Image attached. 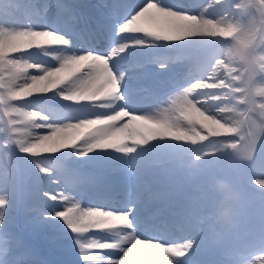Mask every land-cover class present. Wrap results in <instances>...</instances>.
<instances>
[{
    "label": "snow or ice",
    "instance_id": "1",
    "mask_svg": "<svg viewBox=\"0 0 264 264\" xmlns=\"http://www.w3.org/2000/svg\"><path fill=\"white\" fill-rule=\"evenodd\" d=\"M13 7L12 13L0 11V120H6L9 128L20 135L25 133L17 126L33 119H41L43 123L39 129L46 130L45 134L37 132L31 145L18 140L19 150L35 157L36 140L54 139L55 146L40 149L42 154L66 153L83 160L94 152H111L122 157L127 162V170L135 175L159 169L165 161L163 139L170 133L165 131L164 120L152 111L129 109V92L136 94L147 89L132 88L126 92L124 85L128 73L119 71L117 74L113 70V61L125 54L191 47L196 38L189 28L200 20V14L161 0H141L133 5L113 3L105 20L120 42L107 54H101L70 51L72 37L57 27L49 28L32 19L35 13L28 0H16ZM58 7L69 13L66 7ZM20 9L24 10L23 16L16 15ZM44 11H47V5ZM21 17L31 19V22H22ZM32 50L59 53L51 57L56 66L45 67L35 62V66L25 72V65L31 62L26 57L33 53ZM150 62L158 71L171 68L170 62L162 57H154ZM33 76L40 78L33 79ZM50 93L80 106L77 114L56 118L50 109L35 103L34 98ZM89 103L102 110L92 112ZM47 173L55 183L68 186L69 177L62 158L53 163ZM71 199L84 218L103 213L121 218L123 224L129 225L81 229L66 222L65 227L75 237L84 264L94 259L96 264H171L172 257L178 252L172 247V241L164 239L167 235L164 228L156 229L155 235L145 234L152 230L146 226L145 206L138 199H132L126 209L95 204L82 207L73 196ZM57 212L62 213L63 208ZM98 232L115 233L118 239H112L110 235L104 241L90 238L89 234Z\"/></svg>",
    "mask_w": 264,
    "mask_h": 264
},
{
    "label": "rangeland",
    "instance_id": "2",
    "mask_svg": "<svg viewBox=\"0 0 264 264\" xmlns=\"http://www.w3.org/2000/svg\"><path fill=\"white\" fill-rule=\"evenodd\" d=\"M251 1L255 3L254 0ZM262 1V5H264V0ZM213 8L220 9L221 13L214 18L203 16L201 17V21L215 23L216 27L206 32V35L204 34L201 39H196L191 47L201 42L204 45L203 41L219 42V48L217 50L213 47L209 48L207 55L212 52H214L216 58L222 55L223 64L226 65L227 69L225 77L221 81L225 82L224 86L226 89L223 91V88H218L214 91L218 90L217 95H222V91L223 93H228V102H225L223 109L224 97L216 102L220 109L226 112V114H223L224 120L221 121L222 130L211 132L203 130V132L199 126H195L192 131L195 138L191 139L190 143H201L202 147L193 151L195 156L190 159V163L195 166L196 170H201L204 166H207L209 169L219 165L214 170L216 174H213L215 177H212V180L225 184L228 187L231 186L232 189H229L234 193L240 206L248 208V212L251 215L248 220L250 225L252 227L260 226L253 232H250L252 227L248 230L243 228H238L237 230L239 232L242 231V234L245 232L244 238L247 241L254 240L255 242H261L264 239V230H261V227H264V215H262V220L258 219L259 214L257 210L264 199V191L261 192L260 188V185L264 184V176L260 175L264 171V135L257 136L256 131H251V156L249 158V147L244 137L246 130L251 125L253 127L261 126V128H264V96L258 94V92L264 90V81H259L260 78H264V71H260L259 69V64L264 63V61L258 59V55H264V31L263 37L259 34L255 53H249L245 48V42L248 33L250 31L256 33L259 26V19L256 13L257 7L253 6L250 0H222L214 4ZM16 15L18 14L16 13ZM225 33L231 34L226 36ZM207 60L212 62V57H207ZM250 71L251 75L249 74ZM235 85L238 87L237 91H239L236 96H234L233 90ZM190 94L189 85L182 84L179 86L171 100L173 104L172 108L176 110L180 106H183L190 112L195 111L198 107L194 103L195 100L190 101ZM211 96L213 97L214 95L212 94ZM257 97H259L258 100H256ZM239 98H241L242 104H240ZM201 102L207 104L210 113L213 114L215 112L211 110V107H215V105H210L213 102L206 100H202ZM246 104H249L250 108L246 109ZM216 109L218 110V107ZM219 112L220 110H218ZM198 113L199 110L191 114ZM184 116L186 120L189 119L188 115ZM247 117L250 119V122H247ZM24 133L23 135H19L20 138L17 141L21 140L25 144L31 145L28 139H26V136L29 135L27 134V129L24 130ZM7 137L8 134L5 131L0 134V138H2L0 139V153L5 155V158H12L11 160L14 162L16 160L15 157L18 156H16V149L13 145L7 148V145L4 144ZM24 139L26 140L24 141ZM258 140L259 149L256 143ZM10 142H14L11 136ZM15 145L18 146L17 143ZM53 162H56V160H53ZM199 163H202V165ZM12 177L16 178V174L5 177L0 176V184L3 186L12 184ZM209 178L210 176L206 177L200 184L208 185L211 182L207 181ZM35 181L36 179L32 180V184L27 186L32 187ZM5 190L6 188L3 191ZM256 191L260 194H257ZM8 192V195L5 194L3 196L9 198L10 193L14 195L15 190L12 189V185L8 189ZM3 215L6 219L8 213L4 212ZM244 264H264V253L248 256L245 258Z\"/></svg>",
    "mask_w": 264,
    "mask_h": 264
},
{
    "label": "bare ground",
    "instance_id": "3",
    "mask_svg": "<svg viewBox=\"0 0 264 264\" xmlns=\"http://www.w3.org/2000/svg\"><path fill=\"white\" fill-rule=\"evenodd\" d=\"M189 9L191 11H194V13L196 12L197 15H199V14H200V16L203 15L199 12L198 9H196L192 6H189ZM201 19L202 18L200 17V20H198L195 24H192L189 28L190 34L192 36H194L196 39H201V37L206 32H209V31H211V29L216 27L215 23L203 22V21H201ZM212 91L214 93H218V90L217 91L212 90ZM52 95H54V94H52ZM201 101L202 100H200V102H198V103H200V106L198 107L199 113L198 114H191L190 113V123L187 124V122L184 121L183 124H180V126H175V127H174V125H167V123H164L165 124V131L170 133L169 136H167L163 139L164 142H169L170 140H172V142H178V141L183 140V141H186V143H188V140L190 138L194 137V135L192 133V131H193L192 126L193 125H198V126H200L201 129L206 130L207 132L219 131L218 129L221 128L220 124H221V121L223 120V119L219 118L220 112L218 114L213 112V114H211V115H206V114L203 115V113H205V111L207 109L209 110V107L207 106L206 103L201 102ZM181 112L182 111L173 112L174 113V120L173 121H175L177 118H180L179 120L183 119L182 115L179 114ZM54 146H55V140L54 139H43V138H41V139L37 140L35 143V147L39 151L42 148H50V147H54Z\"/></svg>",
    "mask_w": 264,
    "mask_h": 264
},
{
    "label": "clouds",
    "instance_id": "4",
    "mask_svg": "<svg viewBox=\"0 0 264 264\" xmlns=\"http://www.w3.org/2000/svg\"><path fill=\"white\" fill-rule=\"evenodd\" d=\"M177 7H184L181 3V0H176L174 3ZM178 15L180 13H177ZM259 15L261 19H264V5H261L259 10ZM231 33H225V35H230ZM257 36L254 31H250L247 35V39L245 42V48L249 53H255V48L257 47ZM27 60H30V57H26ZM258 59L260 61H264V55H258ZM31 61V60H30ZM35 66V62L27 63L24 67V71L27 72L28 69H31ZM260 71H264V63L259 64ZM33 79H39V76H33ZM259 95L264 96V90L258 92ZM35 123L40 126L43 121L41 119H35ZM2 139V138H0ZM58 215V214H57ZM75 224V221L73 222ZM216 224L225 225L229 228L235 227V221L230 218L228 215L221 214L215 219H213L212 224L209 225V228H213ZM127 224H120L117 227H128ZM2 232V230H0ZM112 235V233H109ZM173 248L178 249V252L172 257L171 264H183L184 259L190 255V253L195 249L196 245L194 242H190L187 244H180V245H172ZM0 264H19V261L11 255V249L0 251Z\"/></svg>",
    "mask_w": 264,
    "mask_h": 264
}]
</instances>
